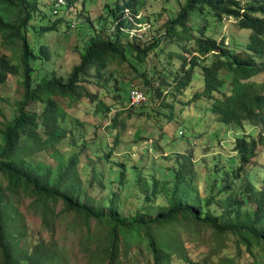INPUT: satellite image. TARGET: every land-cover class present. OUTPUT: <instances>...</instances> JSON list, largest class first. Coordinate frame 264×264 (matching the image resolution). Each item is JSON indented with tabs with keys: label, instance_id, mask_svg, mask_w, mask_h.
<instances>
[{
	"label": "trees",
	"instance_id": "16d2710c",
	"mask_svg": "<svg viewBox=\"0 0 264 264\" xmlns=\"http://www.w3.org/2000/svg\"><path fill=\"white\" fill-rule=\"evenodd\" d=\"M139 2L117 0L116 4L106 5L109 17L115 22L114 34L105 31L107 18H102L103 26L99 27L101 30L96 29L94 34V22L91 19L90 24L83 22L91 29L92 35L81 53V61L65 78L57 72L52 76L41 75V63L49 57V47L41 44V41L34 45L29 38L40 9L38 0H0V34L5 44L14 45L15 51L13 58L6 53L0 55V84L16 75L22 78L21 84L25 89L17 103L15 117L5 122L4 127L0 121V264H66L53 244L47 245L42 241L29 247L26 227L18 223V216L12 208L14 197L21 193L33 197V204L42 211L44 226L50 230L55 229L52 223L61 203L64 204L62 214H74L83 221L84 227L91 230L96 222L100 235L89 234V240L98 242L95 251H86L90 264H122L124 243L128 247L135 245L139 253H142V248L149 252L144 257V264H171L174 256L191 263L189 257L181 252L183 248L178 230L184 224L193 229L211 230L219 247L215 254L222 250L220 243L223 242L219 241H228L235 255L222 257L220 261L223 264H235V258L242 259L244 255H248L256 264H264V186L258 187L250 169L258 157L259 144L264 142V93L260 91L258 83L249 81L264 73V0H186L180 5L176 17L167 22L166 37L176 40L182 34L190 33L197 55L191 60L182 56L180 69L162 75L157 85L151 82L148 74L139 75L144 80L147 92L139 88L146 96L148 93L153 98L163 93L162 88L171 77L174 83L167 86L171 91H189L193 88L192 84H202V92H197L192 100H214L210 111L219 122L236 128H244L247 123L259 129L256 137L244 133L228 146L234 155L228 159L225 178L222 179L224 184L212 182L208 185L209 196L205 200L198 195L194 200L196 203L191 205L193 200L190 203L189 196L183 194L185 178L193 172L188 166V163L191 164L189 156L184 157L188 162L179 160L181 170L169 168L153 178L151 192L146 195L148 199L162 193L160 191L167 182L160 184V181L170 178L174 181L173 195L168 197V193L165 194L168 207L154 215L148 214L147 210L136 212L131 217L121 211L118 194L114 193L110 201L94 206L86 201V191L83 194L78 190L81 185L76 180L79 176V158L82 151L89 148V141L84 135L81 139L76 137L73 140L74 145L80 143L82 151H75L68 158L57 154L59 164L56 166L36 159V149L56 147L75 131L73 128L69 132L65 127L69 113L60 98L73 107L88 96L90 101L97 103V116L104 115L106 110L109 114L111 108L106 106L101 95L93 94L88 83L94 82L95 77H104L105 67L116 61L119 66L125 64L137 71V65H144L149 54L159 46L160 40L144 45L136 36L129 38L126 30L132 23L126 10L130 9L134 18L143 23L142 15L138 17ZM50 5L53 14L60 17L46 21L49 15L52 17L50 9H46L41 18L46 23L40 26L38 34L58 30L68 17H73L68 24L72 28L76 20L73 15L76 2L51 0ZM209 17L216 22L232 18L241 29L251 31L246 52L205 36ZM192 21L200 23L196 29L190 24ZM193 31L201 36L193 35ZM210 56L212 62L208 64ZM228 82L230 90L226 92ZM133 85L121 82L120 87H115V99L121 103L128 102L130 107L141 105L131 104ZM99 91L104 95L113 93L107 84ZM127 91L128 100L123 96V92ZM216 94L222 98L215 97ZM173 107L174 103L171 104ZM136 135L139 138L141 132ZM95 153L101 155L100 151ZM116 173L112 183H118L124 176L120 166L116 168ZM207 179L211 181L209 177ZM4 181H7L6 185ZM147 181L144 176L143 182L138 181V185L148 190ZM215 189L218 191L215 192ZM218 197L222 210L211 211L210 207L218 201ZM206 263L207 256L203 264Z\"/></svg>",
	"mask_w": 264,
	"mask_h": 264
},
{
	"label": "rangeland",
	"instance_id": "374dc122",
	"mask_svg": "<svg viewBox=\"0 0 264 264\" xmlns=\"http://www.w3.org/2000/svg\"><path fill=\"white\" fill-rule=\"evenodd\" d=\"M74 1L76 6L73 15L76 20L73 22L72 28H69L68 24L73 17H68L60 24L58 30L38 34L37 31L41 30L40 26L46 21L51 22L50 20L54 21L60 17L53 14L51 0H38L40 9L37 18L33 21L29 38L34 45L41 41V44H46L49 47V57L41 63V75L52 76L54 72H57L68 78L74 66L81 61V53L85 50L91 35L95 33L96 29L101 30L102 18L108 19L105 24L107 33L114 34L116 31L114 19L109 17L106 5L108 3L116 4L117 0ZM185 1L140 0L138 17L140 14L142 15L143 23H139L131 10L127 9L126 15L132 23L126 30L127 33L129 32V38L132 39L136 36L144 45L160 40L159 46L149 54L144 65H137V71L125 64L119 66L116 61L105 67L104 77L101 79L95 77L94 82L88 83L93 94L101 95L106 106L111 108L109 114L106 110L104 115L97 116V103L90 101L88 96L73 107L68 106L63 98H60L69 113L65 127L69 132L73 128L75 131L56 147L47 146L35 151L37 161L56 166L59 164L57 154L68 158L75 151H82L80 143L76 142L74 145L73 140L76 137L81 139L84 135L89 141V148L81 153L78 165L79 176L76 180L81 183L78 190L83 194L86 191V201L94 206H100L110 201L116 193L121 202L120 209L127 217L133 216L136 212L143 213L147 210L150 215L158 213L160 209L168 207L169 202H167L165 194L168 193V197L173 195L175 183L172 178L160 181V184L167 182L160 191L162 193H158L156 198L148 199L146 195L151 192L153 178L162 175L169 168L174 171L181 170L179 160L188 162L185 160V156L190 157L191 164L188 163V166L193 172L185 178L183 187L185 193L183 194L189 196L190 203L193 200L191 205L196 203L194 200L198 195L205 200L209 196L208 185H211L212 182L216 185L224 184L222 179L225 178V168L229 164L228 159L234 155L232 148H228V146L244 133H248L252 137H256L259 133V129L246 122L244 128H236L234 125L228 126L219 122L216 115L210 111L214 100L202 98L199 101H193L194 95L197 92H202V84H192L193 88L189 91L187 89L171 91L167 86L174 83L173 77L168 78L166 85L162 88L163 93L159 94L158 98H153L151 94L147 93L148 100L141 105L130 107L128 102L121 103L115 99V87H120L121 82L128 86L133 84L139 86L146 93L147 88L144 80L139 77L140 73L148 74L151 82L157 85L162 75L169 74L171 70L180 69L183 63L182 56L191 60L193 56L197 55L196 46L190 39L192 38L190 33L182 34L176 40L166 37L167 22L176 17L180 5H183ZM46 9L48 11L50 9L52 17L49 15L48 19L43 22L41 18ZM89 19L95 25L92 34L91 29L89 28V30L83 25V22L90 24ZM208 22L209 26L205 31V36L246 52L251 41V31L241 29L236 20L232 18H224L221 22H216L212 17H209ZM190 24L196 29L200 23L192 21ZM193 32V35L201 36L196 31ZM13 46L5 44L0 34V55L6 53L13 58L15 52ZM211 62L212 57L210 56L207 63ZM21 80V77L12 75L7 82L0 84L2 127L5 122L17 114V103L25 91ZM249 81L258 83L260 91L264 93V73ZM104 84L108 85L112 94L100 93L99 90ZM229 90L228 82L226 92ZM170 91L172 93L168 95L167 92ZM123 96L128 100L129 91L123 92ZM216 96L222 98L218 94ZM173 103L174 107L171 108ZM141 112L144 113L140 115ZM138 132H141L139 138L136 135ZM53 148H55L54 151ZM97 151H100V156L95 153ZM257 153L258 157L250 169L252 179L257 182L258 187H262L264 186V142L259 144ZM110 154L112 155L108 158L107 156ZM123 164L124 166H122ZM118 166L124 170V176L117 181L118 183H112ZM144 176L148 180V190L138 185V181L143 182ZM207 177L211 180L210 182ZM1 179L4 180L3 176ZM6 183L7 181H4L5 185ZM219 197L218 201L210 207L211 211L222 210ZM32 200L31 195L21 193L12 201V208L16 211L14 213L18 216V223L20 222L26 227L29 247L32 248L37 243L44 241L45 244H53L54 248H57L66 264H90L86 251H95L97 248L96 243L98 242L88 239L89 234L97 237L100 235L96 222L92 224L91 230L84 227L83 221L74 214H62L64 204L61 203L57 208L58 215L52 223L55 229L50 230L44 226L42 211L33 204ZM178 232L183 248L181 252L186 254L192 262L185 263L174 256L171 264H203L206 256V264H223L220 261L222 257L235 255L233 247H230L228 241L223 239L219 241L223 242L220 243L222 250L215 254L219 248L218 242L209 229H193L184 224L179 226ZM137 249L138 247L135 245L128 247L124 243L121 255L122 264H144V257L148 256L149 252L142 248V253H139ZM235 264L256 263L248 255H244L242 259L235 258Z\"/></svg>",
	"mask_w": 264,
	"mask_h": 264
},
{
	"label": "built area",
	"instance_id": "2783aa9c",
	"mask_svg": "<svg viewBox=\"0 0 264 264\" xmlns=\"http://www.w3.org/2000/svg\"><path fill=\"white\" fill-rule=\"evenodd\" d=\"M130 98L132 105L142 104L147 100L145 93L138 86H132Z\"/></svg>",
	"mask_w": 264,
	"mask_h": 264
},
{
	"label": "clouds",
	"instance_id": "9594fccd",
	"mask_svg": "<svg viewBox=\"0 0 264 264\" xmlns=\"http://www.w3.org/2000/svg\"><path fill=\"white\" fill-rule=\"evenodd\" d=\"M133 86H136V85H133ZM139 87V86H138ZM147 97V96H146ZM147 101V100H146ZM146 101L144 103H146Z\"/></svg>",
	"mask_w": 264,
	"mask_h": 264
}]
</instances>
